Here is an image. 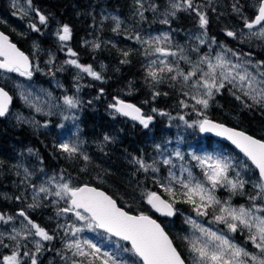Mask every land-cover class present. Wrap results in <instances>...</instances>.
<instances>
[{
    "label": "trees",
    "instance_id": "trees-1",
    "mask_svg": "<svg viewBox=\"0 0 264 264\" xmlns=\"http://www.w3.org/2000/svg\"><path fill=\"white\" fill-rule=\"evenodd\" d=\"M31 2L40 10V13L47 16L50 28L48 27L45 34H48L49 38H43L35 31L25 29V23H21L18 19V21L14 20L16 16H12V9L5 0H0V12L7 15L3 16L4 18L0 16V27L31 55L33 63L36 64L39 60L37 54L41 55L39 61L46 68L47 73L37 75L34 70L36 66L33 65L32 78L47 82V85L52 88V78L62 80L63 87H68L75 80L88 83L83 88L85 95L81 101L77 126L80 128L78 134L84 140L82 150L85 151L89 160L85 161L81 156L69 159L57 147L62 137L61 134L71 133L76 128L75 123L69 124L66 121L67 126L63 128L57 126L38 129L34 123L20 121L14 114L9 115L8 113L0 117V208L4 210V207L11 205L2 195L10 196L15 193L17 188L12 185L19 179L22 168H30L34 171L50 168L57 173H65L74 180V183L89 182L103 187L129 211L152 213L161 222L163 220L165 228L188 260V255L179 242L184 228L179 209L175 207L177 213L169 218L171 222L168 225L166 217L157 216L152 212L150 205L141 202L138 198L141 181L147 179V182H150V178L149 173L138 170L137 165L132 162L133 158L142 156L148 162L156 151L154 146L161 145L164 138L169 140L168 144L172 147L180 146L185 154L188 149H191L188 147L195 150L220 148L231 155L235 162L245 161L246 158L227 142L215 136L200 133L198 129H188L183 122L170 121L164 117L165 115L159 114L162 111L169 112V114L174 111L175 115L187 114L185 115L187 119L194 118L190 109L181 108L179 105L181 99H187L180 94L179 84L172 87V82L165 80L153 85L150 78H146L148 62L155 56L146 57L144 49L147 45L139 43L135 36L139 34L142 39H146L145 35L152 37L168 33L171 42L162 46H171L175 51L177 46H180L193 60L197 57V53L211 55L217 46L221 47L226 43L230 48L248 53L253 61H264V41L245 34L248 29L244 28L243 20V17L249 20L254 18L253 5L257 0H239L238 4L237 0H194V3L200 6V10L206 13L209 21L206 36L202 35V37H207L206 43L211 42L213 38L215 40V43L207 45L194 43L196 42L194 37L203 32L199 28L195 13L177 12L176 18L168 17L170 24L160 23V20L164 19L168 0H142L144 9H147H140L144 14L143 20L135 14L139 9L135 0H31ZM151 4H156L158 10L153 12L149 7ZM234 4L241 9L239 13L233 10ZM103 12L109 13L103 16ZM113 16L120 18L121 24L118 31H113L115 27V21L111 18ZM57 19L59 22L53 26L52 23ZM61 24L68 25L72 33L71 39L64 42H67L68 47L77 53L79 60L90 64L94 71L100 73L101 80H96L89 75L81 77L78 72L68 77V73H62L58 69L62 66L65 68L67 64L64 61L50 60L47 56V49L50 50V48L56 55L62 52L59 47L62 42L57 36V30ZM17 29L20 30V34ZM227 31L235 32L236 37L228 36ZM34 37L41 38L48 48L33 51L27 41ZM249 40L251 43L255 41L253 46L247 45ZM95 44H99L100 47H94ZM195 48H199V51H193ZM124 52H128L129 55L125 57ZM123 60L128 62L121 63ZM179 64L182 69L188 70V64L184 61H179ZM70 68L73 69L72 66ZM2 83L12 91L13 85ZM230 87L226 85L210 101L209 108L206 110L207 116L238 126L264 138V106L255 104L248 97H244L241 92L232 89L236 91V95L241 96V99L237 100L231 94ZM155 92H159L160 95L154 97ZM57 94L60 93L57 92ZM116 99H126L139 105L143 113L144 111L148 114L153 113L154 119L149 128L144 129L138 121L111 111L109 105L114 104ZM189 103H194V101H189ZM245 105L251 106L246 107ZM18 106L21 104L14 98L9 112ZM154 108L158 111L153 112ZM21 110L25 111V108L21 106ZM36 118L35 122L41 119L39 114ZM182 126L185 127L184 130ZM105 135H108L111 140L104 141ZM178 141H180L179 144H176ZM247 163L249 167L242 171V176L249 183L245 185L242 194L241 192L233 194V200L250 204L248 197L256 191L252 184L258 179V173L250 161ZM4 178H9L11 183L9 184V181L3 183ZM153 179L157 180L154 177ZM156 190H159L168 200L171 199L162 187H157ZM26 191H28L27 188ZM176 199L179 200L180 197L177 196ZM48 201L45 200V204ZM178 205L187 208L185 203H175V206ZM41 212V210L31 211L30 216L38 223L49 225V222L44 221L38 214ZM171 224L174 225L173 230ZM55 245L56 243L53 244ZM48 253L57 257H54V264L59 260L61 264H71L73 257L65 247L60 253L46 250V254ZM45 261L46 258L43 257L38 263L44 264ZM27 262L28 259L24 260V264Z\"/></svg>",
    "mask_w": 264,
    "mask_h": 264
},
{
    "label": "snow or ice",
    "instance_id": "snow-or-ice-1",
    "mask_svg": "<svg viewBox=\"0 0 264 264\" xmlns=\"http://www.w3.org/2000/svg\"><path fill=\"white\" fill-rule=\"evenodd\" d=\"M28 2L31 5V0ZM135 2L139 5L135 14L143 20L144 14L140 9H144V4L142 0H135ZM238 3L239 0H237ZM149 7L153 12L158 10L156 4H151ZM253 7L255 8L254 18L249 20L247 17H243L244 28L249 30V37L264 40V0H257ZM233 10L237 13L241 11L236 4L233 5ZM33 11L36 12L39 24H47L46 15L35 9ZM181 11L195 13L199 28L203 30L201 35L206 36L209 21L206 13L200 10V6L195 4L194 0H168L164 19L160 20V23L170 24L171 21L168 17L176 18L177 12ZM111 18L115 21L113 31H118L121 24L119 17ZM30 27L36 32L40 31L35 23ZM257 28V31H252ZM226 34L236 37V33L233 31H227ZM71 35V29L66 24L57 32L61 42L70 40ZM135 39L139 43L147 45V48L144 49L146 57H157V59L149 60L146 78H150L153 85L160 84L165 80L172 82V87L180 85V94L187 99H181L179 105L181 108L190 109L196 117L195 119H185L187 114L179 115L178 119L183 122V125L188 129H198L200 133H215L218 137H224L231 141L246 158L245 161L234 162L231 157L223 154L191 152L188 156L196 162L192 167H199L202 172V179H199L194 176L191 167L186 166L185 163L179 164L180 175L173 171L177 168L173 157L176 161H185V154L179 148L164 156L165 150L160 144H156L154 147L157 153L163 157L162 160L154 159L149 164L142 157H134L132 162L139 166L138 170L144 172L151 170L153 173L160 171L156 166L157 163L169 166L168 175L163 178L167 180V183H161L159 179L156 182L161 184L171 199H162L156 192L150 191L146 193L147 204L156 212L167 217L176 214L175 203L177 202L190 205L198 217L208 216L211 212L213 222L224 225L227 233L246 234V241L250 242L256 250L250 252L246 247L234 242L224 231H214L196 219L187 217L185 222L191 225L193 231L190 236H185L183 239L187 242L190 264H264V139H256L243 131L214 122L206 114L210 101L226 85L231 86V94L237 100L241 99V96L236 95V91H239L255 104L264 106V61H258L253 65L251 60H241L240 57H237L238 62H233L227 56V53L232 50L225 49L214 57L205 54L193 62L182 47L177 46V50L173 51L170 47L162 46L170 43L171 37L168 33L147 39H142L137 34ZM196 39L201 45L206 43V40L199 36ZM211 43H215L214 38ZM94 47L99 48L100 45L95 44ZM221 47L223 48V46ZM193 51L198 52L199 48H195ZM68 53L70 56H77V53L71 49H68ZM123 55L127 57L129 53L124 52ZM232 55L236 54L232 52ZM169 57L173 59L169 60ZM181 60L190 65L187 71L180 67L179 61ZM127 62V60L121 61V63ZM66 63L96 80L102 79L100 73L94 71L91 65H83L76 59H70ZM249 65L255 71L250 70ZM202 66H206V70ZM31 67L29 57L11 43L8 36L0 32V70L31 78ZM232 89L236 91H232ZM21 95L25 102H28V96L23 93ZM158 95H160L159 92L154 93V97ZM189 101H194V103H189ZM11 102L12 96L4 88H0V117L9 113ZM63 105L66 106V110L77 109L80 101L76 97L65 96ZM30 106L35 107L37 112L42 111L35 104ZM245 106L250 107L251 105ZM109 107L120 115L138 121L144 129H148L154 119L152 115L142 113V110L136 105L125 103L120 99H116L115 103ZM152 111L157 112L158 110L154 108ZM159 114L168 115L164 112ZM69 118L67 115L64 116L65 120ZM71 118L75 119L74 116ZM59 127L63 128L64 126L60 125ZM73 135L76 136V133ZM103 139L104 141L111 140L108 135H105ZM166 143L168 142L166 141ZM57 147L69 159L81 156L83 160H89V157L81 151L78 136L74 140H63ZM247 161H250L251 165L258 170V179L252 184L256 191L249 195L250 204L247 207L244 205L233 206L231 197L221 200L217 197L216 190L226 188L232 194L237 192L242 194L245 185L249 183L242 176V171L249 167ZM24 171L30 175L27 169ZM54 180V177L50 178L47 183L51 184ZM61 181L63 182H56L54 188L42 184L38 190L34 191L33 200L37 201L40 194H44L45 198L47 196L56 197L58 199L53 203L63 201L65 204L64 207L58 209L57 215L71 213L74 217L71 224L58 225V227L64 228L66 237L64 246L73 257L71 264H186V259L174 246L173 240L169 238L161 224L151 216L144 213L134 215L125 211L117 205V201L112 196L95 187L87 184L74 185L71 178L65 181L63 176H61ZM175 185H179V189ZM177 196L180 197L179 200L176 199ZM16 199L19 200L20 197H16ZM39 206L38 202L29 205L30 208ZM18 215L23 217L27 223L22 222L23 230L13 227L12 232L7 233L8 239L15 242L14 247L4 244L0 239V246L12 248L10 254L0 256V264H24L25 257L30 260V264H38V254L43 250L41 242L51 241L54 237L39 224L33 222L25 211L21 210ZM14 219V216L0 213V222L4 224H8ZM86 230L96 233L99 239L94 241L82 238L80 234ZM5 235L6 233L0 232V237ZM29 236L39 237L38 240H34L35 251L21 252L22 247L26 248V245L21 244V240H27ZM113 237L116 239L114 240ZM121 242H126L128 246ZM105 244H110L113 247L105 248ZM125 254H127V258Z\"/></svg>",
    "mask_w": 264,
    "mask_h": 264
},
{
    "label": "rangeland",
    "instance_id": "rangeland-1",
    "mask_svg": "<svg viewBox=\"0 0 264 264\" xmlns=\"http://www.w3.org/2000/svg\"><path fill=\"white\" fill-rule=\"evenodd\" d=\"M6 4H8L10 6V8L12 9L13 15L12 16H16V18L14 20L16 21H20L21 23H25V29L27 30H32L34 31L30 25L35 23L36 26L40 29L39 32H36L38 35H40L41 37L45 38L48 37V34H45V32L47 31L48 27H49V22L47 21V24L45 25H41L39 24L38 21V17L36 15V12L33 11V9L38 10L40 12V10L36 7H34L32 5H29L28 0H5ZM34 7V8H33ZM7 8V7H6ZM9 9V8H8ZM8 13V11H7ZM109 12L105 13L103 12V16L105 14H108ZM0 16L2 18H4L3 16H7L6 14H3L0 12ZM118 17V16H117ZM18 19V20H17ZM120 19V18H119ZM6 20V19H5ZM59 22V19H57L56 21H54L52 23V25H56ZM63 25L61 24L58 27V30L61 29ZM50 28V27H49ZM57 28V27H56ZM55 28V29H56ZM18 30V29H17ZM257 29H253L252 31H257ZM19 34H20V30H18ZM17 32V33H18ZM164 34V33H162ZM162 34H158V35H162ZM202 33L200 32V35H196V37H201L202 39H205L207 42V37H202L201 35ZM245 34H249V30L246 31ZM150 35H145V38H149ZM27 37V36H26ZM196 37H194V39L196 40L197 45H201L199 43V41L196 39ZM254 38V37H251ZM264 41V40H263ZM29 42V44L32 46L33 51L39 49V50H46V48H48V46H46L43 42L41 38H32ZM171 42V41H170ZM255 43L249 40L247 42L248 46H253V44ZM28 44V43H27ZM67 42H62V44L59 45V47L62 49V52H60V54H55V52L53 51L52 48H50V50L47 49V56L50 58V60H57V62L60 61H64L65 64L66 61L70 60V59H76L78 60L79 63L83 64V65H90L87 64L85 62H82L81 60H79L78 56H70L68 53V49H71L73 52H75L72 48L68 47ZM207 44H212L211 42L209 43H205ZM223 48L220 46H217L216 49L214 50L213 54H211V56H215L217 53L224 51L225 49H231L232 52H234L236 55L233 56L232 52L227 53L228 58L232 59L233 62H238L237 61V57H240L241 60H251L250 56L248 53L242 52V51H238L236 49H234L233 47H229L226 43L225 45L222 44ZM170 47L171 50L175 51L173 47L171 46H167ZM55 49V48H54ZM57 50V48L55 49ZM186 54V53H185ZM187 55V54H186ZM196 58L195 60H193L192 57H190L192 59L193 62L197 61L198 58L200 56H203L201 54H196ZM37 59L41 60V55L37 54ZM153 59H157V57H153ZM169 60H172V57L168 58ZM37 61L36 64H34L35 67V72L36 74H42V73H47L46 68L44 66H42L40 64V61ZM252 61V64L255 65L258 61ZM70 64H67L64 68V66H62L61 68H58L59 70H61L62 73H68V77L70 76V74L74 75L75 72H78L80 74V76H86V73L80 72L79 69L75 68L74 66L73 69L71 70L70 68ZM205 68L206 70V66H202ZM190 68V65H188V69ZM250 70L255 71L254 68H252L251 65H249ZM32 70V72L34 71ZM36 70H38L39 72H37ZM0 80H2V82L4 83H8L10 84V86H12V91L15 95V98L18 102H20L21 106H23L25 108V111L21 110V106L18 107H14L9 112V115L14 114L16 116V118L20 121H26V122H30V123H34L36 128L40 129H47V128H55L57 126L63 125V126H67V123H72L76 125V128H74L73 131H71V133L69 134H61L62 137L60 142H62L65 139H76V136H78V142L81 145V151L83 154H85V151L82 150L83 148V144H84V140L81 138L80 134H78V130H80L78 125V120H79V114L81 112V101H83L84 99V93H83V88L85 86L88 85V83H85L83 80H75L74 82H71L70 85L68 87L64 86L63 84L64 82H62V80H58L56 78H52L51 80V84H53V88L50 87L49 85H47V82H41L38 79L35 78H29V77H25V76H20L18 73H6L3 70H0ZM56 89H58V91H56ZM57 92H59L60 94L58 95ZM28 96V102H25V100L22 98V94ZM65 96H73L79 99L80 101V105L77 109H72V110H66V106L63 105V98ZM31 104H35L37 107H40L42 109L41 112H37L35 110V107L30 106ZM111 111H114V109L111 108ZM151 111V110H150ZM115 112V111H114ZM164 112V111H162ZM40 115V121H36V115ZM145 115H153V113H145ZM174 114V111L171 112L168 115H165L164 117L167 120L170 121H176L179 120L178 116L179 115H172ZM192 114V113H191ZM67 115L70 118L68 120L64 119V116ZM193 115V114H192ZM75 117V119L73 120L71 117ZM194 116V115H193ZM176 118V119H172V118ZM55 118H57V121H55ZM196 117L194 116L193 119H195ZM185 119H187L185 117ZM77 121V122H76ZM180 121V120H179ZM184 126H182V130H184ZM76 133V136H74L73 134ZM169 142L168 139H163V143H161L162 148L165 150L164 151V156L169 155L170 153H172L175 149L179 148V150L183 152V149L179 147H177L176 145H174V147H172V145L166 143ZM59 142V143H60ZM180 141H178L176 144H179ZM191 149H188L187 154H185V161L180 162V161H176L175 158L174 159V163L177 164V168L173 169V171H175L177 173V175H180L179 172V164L180 163H185L186 166L191 167V170L194 174V176H196L199 179H202V172L201 169L199 167H192L193 165L196 164L195 161L191 160L190 157L188 156L189 153L191 152H195L197 154H203L205 152L208 153H214V154H223L225 156L231 157L234 161V158L225 153L224 151H222L220 148H216V149H192V147H188ZM142 157V156H140ZM151 160H149L147 163L151 164L153 162V160H157L160 161L163 159L162 156H160L157 151H155L152 156H151ZM235 162V161H234ZM160 171L153 173L151 170H149L148 172H143L148 174L149 173V178H150V182H147V179L142 180V184L140 187V192L138 195V198L141 199V202L143 203H147L146 201V193L150 192V191H154L156 190L157 187H161L160 183H157L153 177L155 179H159L161 181V183H167V180H164V177H167L168 175V167L166 165H162L161 163H157L156 165ZM33 167V166H32ZM137 167L139 168V166L137 165ZM25 169L28 170L29 174L25 173ZM33 169H35V167H33ZM21 173L19 174V179H17L16 181H14V184L12 185L13 187L17 188V190L15 191V193H12L13 195L10 196H3L2 197H6V201L10 202L11 205H8V207H4V210L0 208V213L7 215H11L14 216L15 219L13 221H9L8 224H4L3 222H0V232H4L6 233L5 236L0 237V239L3 240L4 244L13 246L15 245V242L8 239L7 237V233H11L12 232V228L15 227L18 230H23L22 228V222L24 224L27 223V221H24L23 217H20L18 215V213L23 210L25 211V213L28 215V217L35 223L39 224L41 227H43L46 231H48V233L50 235H52L54 237L53 240L51 241H42L41 243L43 244V250L38 254V262L39 260H41L43 257L46 258V261L44 264H54V257H56L54 254H46V250H54L56 253H60L63 251V247H65V240L66 237L64 235V228L63 227H58V225H68L71 224L74 221V217L72 216L71 213L66 214V215H57L58 209L62 208L65 206L63 201H60L59 203H53L54 200H57L58 198L53 197V196H47L46 198L44 197V194H40V197L38 198L37 201L33 200V194L34 191L38 190V188L44 184L45 186H49V187H53L56 182H63L61 181V176H63L64 180H68L70 177L66 176L65 173H57V171L51 170L50 168H44L42 170L39 171H34L30 168H22L21 169ZM38 173H40V175H37ZM186 175V173H185ZM55 178V180L51 183L48 184L47 182L49 181L50 178ZM71 182L76 185L77 183H74V180L71 179ZM29 186V187H27ZM34 186V187H33ZM154 186V187H153ZM175 187L177 189H179V185H175ZM26 188L28 189V191H26ZM163 189V187H162ZM216 195L218 198H220L221 200H227L229 199V197H231V203L233 204V206H240V205H244V206H248V203H238L237 201H234L233 198V194L230 193L226 188H218L216 190ZM32 196V197H31ZM16 197H20L19 200L16 199ZM179 198V196H178ZM45 200H49L48 203L45 204ZM39 203L40 206L39 207H35V208H30L29 205L33 204V203ZM48 204V205H47ZM187 208L182 207L181 205L175 206L176 208L179 209V212L181 214V217L184 221V228L183 231L181 232V235L179 237L181 244L184 247L185 252L188 255V261L190 263V256L189 253L187 251V242L183 239L185 236H190L192 233V228L191 225L186 223V218L187 217H191L193 219H196L199 223H202L205 227H210L212 228L214 231L215 230H221L224 231L227 235L230 236V238H232L234 240V242H236L237 244H240L241 246L246 247L250 252L256 251L252 245L250 244V242L246 241V234H241V233H227V229L225 228L224 225L222 224H217L215 222H213V217L212 214L210 212V214L208 216H202V217H198L196 215V213L192 210V207L188 204ZM35 210H41V213H38L42 219L44 221L49 222V225H45L43 223H38L37 221H35L31 216H30V212L31 211H35ZM163 221V220H162ZM171 221H169V218L166 219V223L169 225ZM171 228L173 230L174 225L171 224ZM34 231V230H33ZM198 234V233H197ZM82 238H88V239H92L94 241H97L99 239V237L97 236L96 233L93 232H89V231H84L83 233L80 234ZM39 237H32L29 236L27 240H21V244L22 245H26L25 247L21 248V252L23 251H30V252H34L35 251V246H34V240H38ZM113 239L115 240L116 238L113 237ZM56 243L55 246H53V244ZM124 243L125 246H128L126 244V242H121ZM113 247L110 244H105V248H111ZM12 250L11 247L9 248H5L3 246H0V256L2 255H6V254H10V251ZM126 258H127V254H125ZM57 258V257H56ZM28 258L25 257L24 260H27ZM26 264H30V260L28 259V262ZM39 264V263H38ZM55 264H61V260L57 261Z\"/></svg>",
    "mask_w": 264,
    "mask_h": 264
},
{
    "label": "water",
    "instance_id": "water-1",
    "mask_svg": "<svg viewBox=\"0 0 264 264\" xmlns=\"http://www.w3.org/2000/svg\"><path fill=\"white\" fill-rule=\"evenodd\" d=\"M0 32L4 33L6 36H8L10 42L13 43V44H15L16 47H17L20 51H22L26 56L29 57V61H30L31 65H32V60H31L30 55H29V54H28V53H27L22 47H20L16 41H14V40L11 38L10 34H9L7 31H5L4 29H2L1 27H0ZM0 88H4V90L7 91V92L9 93L10 96H12V101H13V95H12L11 91H10L6 86H4V85L1 84V83H0ZM120 100H123L125 103H130V104H134V105H136L137 107H139V108L142 110V113H143V109H142L139 105H137V104H135V103H132V102L126 100V99H120ZM11 103H12V102H11ZM129 118H130V117H129ZM208 118L211 119V120H213L214 122L224 124L226 127L234 128V129H236V130H238V131H243V132H245L246 134L251 135V136H253V137L256 138V139H264V138H261V137H259V136L254 135V134L250 133L249 131L244 130V129L238 127V126H235V125L229 124V123L224 122V121L217 120V119L212 118V117H208ZM204 134H210V135H214V136H216L215 133H204ZM216 137H218V136H216ZM218 138L221 139V140H223V141H225V142H227L228 144L232 145L233 147H235V145H233V144L231 143V141L225 139L224 137H218ZM235 148H236V147H235ZM236 149H237V148H236ZM237 150H239V149H237ZM257 171H258V170H257ZM84 184H87V185H89V186H91V187H95V188L99 189L100 191L105 192L107 195L112 196V195H111L107 190H105L103 187L97 186V185H95V184H93V183L82 182V183L78 184L77 186H82V185H84ZM154 192H156L158 195H160L162 199L168 200V199H167V198H166V197H165V196H164L159 190H156V191H154ZM112 198L115 199L113 196H112ZM115 200H116V199H115ZM116 201H117V200H116ZM117 205H118L119 207L123 208L125 211H128V212H130L131 214H134V215H138V214H140V213H144V214H146V215L151 216L153 219H155L158 223L161 224V226L164 228L165 232L169 235V238L173 240L171 234L167 231V229L165 228V226L163 225V223L160 221V219L157 218V217H156L155 215H153L152 213H147V212H132V211H129V210H127L125 207H123L122 205H120V204L118 203V201H117ZM151 209L154 211V214H156L157 216H163V215H161L160 213L156 212L155 209H153L152 207H151ZM171 217H173V216H171ZM173 244H174V246L177 247V250H178L179 252H181L180 249L178 248V246L176 245V243H175L174 240H173ZM181 254H182V252H181ZM182 256H183V254H182ZM183 257H184V256H183ZM184 258H185V257H184ZM186 264H188L187 260H186Z\"/></svg>",
    "mask_w": 264,
    "mask_h": 264
},
{
    "label": "flooded vegetation",
    "instance_id": "flooded-vegetation-1",
    "mask_svg": "<svg viewBox=\"0 0 264 264\" xmlns=\"http://www.w3.org/2000/svg\"><path fill=\"white\" fill-rule=\"evenodd\" d=\"M9 181V178H4L3 180H2V182L3 183H6V182H8ZM11 183V181H9V184Z\"/></svg>",
    "mask_w": 264,
    "mask_h": 264
}]
</instances>
